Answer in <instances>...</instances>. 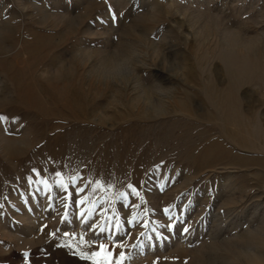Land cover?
<instances>
[{
    "label": "rangeland",
    "instance_id": "374dc122",
    "mask_svg": "<svg viewBox=\"0 0 264 264\" xmlns=\"http://www.w3.org/2000/svg\"><path fill=\"white\" fill-rule=\"evenodd\" d=\"M0 116V264H264V0H0Z\"/></svg>",
    "mask_w": 264,
    "mask_h": 264
},
{
    "label": "clouds",
    "instance_id": "9594fccd",
    "mask_svg": "<svg viewBox=\"0 0 264 264\" xmlns=\"http://www.w3.org/2000/svg\"><path fill=\"white\" fill-rule=\"evenodd\" d=\"M114 67L110 74L111 79L113 80H122L127 72L130 71V66L125 64L123 60L114 61Z\"/></svg>",
    "mask_w": 264,
    "mask_h": 264
},
{
    "label": "snow or ice",
    "instance_id": "6c2138e0",
    "mask_svg": "<svg viewBox=\"0 0 264 264\" xmlns=\"http://www.w3.org/2000/svg\"><path fill=\"white\" fill-rule=\"evenodd\" d=\"M4 119V117L3 116H0V121H2ZM25 255H27V254H25Z\"/></svg>",
    "mask_w": 264,
    "mask_h": 264
}]
</instances>
